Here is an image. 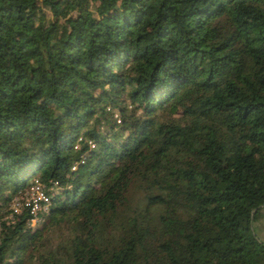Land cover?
<instances>
[{"label": "trees", "instance_id": "16d2710c", "mask_svg": "<svg viewBox=\"0 0 264 264\" xmlns=\"http://www.w3.org/2000/svg\"><path fill=\"white\" fill-rule=\"evenodd\" d=\"M261 217L264 0H0V264H264Z\"/></svg>", "mask_w": 264, "mask_h": 264}, {"label": "built area", "instance_id": "2783aa9c", "mask_svg": "<svg viewBox=\"0 0 264 264\" xmlns=\"http://www.w3.org/2000/svg\"><path fill=\"white\" fill-rule=\"evenodd\" d=\"M30 196L25 197L23 201H20L18 198L15 199V202L11 205V209L13 212L18 213L20 211V206L23 205H29L31 207V214L32 217L30 219V225L34 226L37 223H40L43 221V216H41V213H48L49 211V205H50V199L49 197L43 192L41 184L35 180L33 184H31L30 187ZM12 214H9L8 216H5L4 219H11Z\"/></svg>", "mask_w": 264, "mask_h": 264}, {"label": "rangeland", "instance_id": "374dc122", "mask_svg": "<svg viewBox=\"0 0 264 264\" xmlns=\"http://www.w3.org/2000/svg\"><path fill=\"white\" fill-rule=\"evenodd\" d=\"M30 189H29V191H27L26 193H25V195L27 196V197H29L30 196ZM17 197H14L13 199H12V201L10 202V206L13 204V202H15V199H16ZM3 212H4V210H3ZM5 212H6V209H5ZM41 223V222H40ZM40 223H37V224H35L34 226H32V228H36ZM253 229H254V232H255V234L257 235V237L258 238H260L261 240H263L264 241V217H261L259 220H257L254 224H253ZM56 234L57 233H55V235L53 234V233H51L50 235H51V237H56ZM54 235V236H53Z\"/></svg>", "mask_w": 264, "mask_h": 264}]
</instances>
